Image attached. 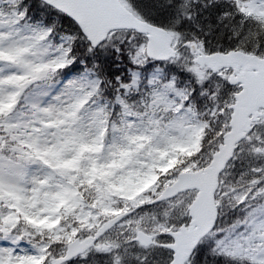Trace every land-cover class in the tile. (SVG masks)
I'll return each instance as SVG.
<instances>
[{
	"label": "snow or ice",
	"instance_id": "6c2138e0",
	"mask_svg": "<svg viewBox=\"0 0 264 264\" xmlns=\"http://www.w3.org/2000/svg\"><path fill=\"white\" fill-rule=\"evenodd\" d=\"M0 264H264V0H0Z\"/></svg>",
	"mask_w": 264,
	"mask_h": 264
}]
</instances>
